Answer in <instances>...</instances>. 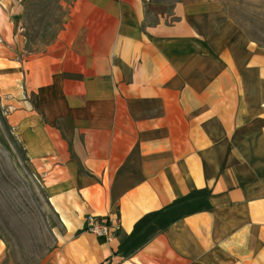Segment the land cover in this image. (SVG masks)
Segmentation results:
<instances>
[{
	"label": "crops",
	"instance_id": "obj_1",
	"mask_svg": "<svg viewBox=\"0 0 264 264\" xmlns=\"http://www.w3.org/2000/svg\"><path fill=\"white\" fill-rule=\"evenodd\" d=\"M213 1L73 0L33 60L12 119L64 228L55 264H264V46Z\"/></svg>",
	"mask_w": 264,
	"mask_h": 264
},
{
	"label": "rangeland",
	"instance_id": "obj_2",
	"mask_svg": "<svg viewBox=\"0 0 264 264\" xmlns=\"http://www.w3.org/2000/svg\"><path fill=\"white\" fill-rule=\"evenodd\" d=\"M71 1L0 0L1 264H55L62 244L64 228L50 205L43 171L32 164L12 115L36 105L33 60L55 42ZM212 6L223 15L217 26L227 21L234 33L242 30L264 46V0H215Z\"/></svg>",
	"mask_w": 264,
	"mask_h": 264
},
{
	"label": "built area",
	"instance_id": "obj_3",
	"mask_svg": "<svg viewBox=\"0 0 264 264\" xmlns=\"http://www.w3.org/2000/svg\"><path fill=\"white\" fill-rule=\"evenodd\" d=\"M84 229L86 232L94 236L111 240L113 237V232L117 228L109 224L104 218L87 215L85 218Z\"/></svg>",
	"mask_w": 264,
	"mask_h": 264
}]
</instances>
